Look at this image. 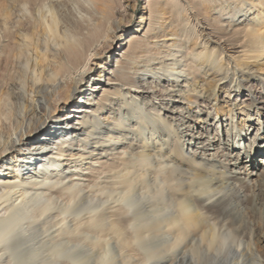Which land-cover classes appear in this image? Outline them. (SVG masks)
Segmentation results:
<instances>
[{
  "label": "bare ground",
  "instance_id": "1",
  "mask_svg": "<svg viewBox=\"0 0 264 264\" xmlns=\"http://www.w3.org/2000/svg\"><path fill=\"white\" fill-rule=\"evenodd\" d=\"M131 1L0 0V264H241L244 255L261 264L237 215L264 202V165L253 158L264 164V149L241 143L249 126L218 107L230 121H216L203 145L213 124H194L175 105L182 98L155 104L139 93L184 82L178 97H207L192 74L237 91L264 84V0H199L220 20L219 37L193 0H145L113 57ZM167 12L176 24L165 32ZM88 84L94 92L75 110ZM234 148L243 152L228 160ZM236 168L254 176L251 194Z\"/></svg>",
  "mask_w": 264,
  "mask_h": 264
},
{
  "label": "rangeland",
  "instance_id": "2",
  "mask_svg": "<svg viewBox=\"0 0 264 264\" xmlns=\"http://www.w3.org/2000/svg\"><path fill=\"white\" fill-rule=\"evenodd\" d=\"M231 8L234 7V5L239 1L236 0H230ZM236 1V2H235ZM247 1V0H243ZM194 5L195 14L198 16L199 20L205 22L207 26L215 32L216 36H220L224 34L223 28L220 26V20L217 19L216 13L214 11H211L210 9H207V5L205 2H200L199 0H193L190 1ZM145 7V0H134L129 2L128 7V14L130 23L126 27V31L121 35V38L118 41V45L114 49V55H121L122 51L121 48L124 46V42L127 40V36L132 33V28L138 26V24L141 21V15L144 12ZM173 13L167 12L163 16V20L161 24L163 25V30L165 32H168L172 30L171 25H175L173 22ZM225 18V17H224ZM247 21H243V23H246ZM239 24V23H238ZM173 31V30H172ZM159 35V34H158ZM162 39L158 42V47L162 44ZM167 44H169L167 41H165ZM192 39L189 41V45L192 43ZM159 50H165V48H157V52ZM153 52H155L153 50ZM241 51L237 52L236 55L241 56ZM240 54V55H239ZM115 65V59H111V65ZM101 72L99 71L97 73V77L101 80L104 79V75L100 76ZM195 82V88L199 89V86L202 85L203 92L205 91V95L207 97H196L193 93H186L184 95H181L178 97L176 89L180 87V85H184V82H181L179 86H175L176 83L173 82H161L159 85L148 89L147 92L140 91L139 94H141L144 97H148L151 94H155L157 99H154L155 104H159L160 100L165 99L169 100L170 98L177 97L182 98L181 103H176V107L182 106L184 111H187L185 115H189L193 120H195L194 124L196 125H203V121L207 120L208 122H211L213 124V127H210V135H208L205 132H203L204 139L202 140L204 143L203 145H206L209 143L208 138H212L214 136V133L216 132L214 123L216 121L223 120L224 122L230 121V116L228 114L219 113L216 108L222 107H232L235 110L236 116L233 119L234 123L240 125H243L245 123V126H249L248 132L244 135V138L241 140L242 146L244 148V145L246 146L248 144V141H251V147L253 152H258V150L264 149L263 140H261L262 136H264V89L261 81H255L253 86H248L246 88L240 89L237 91L234 87L231 88L226 83H220L218 82V78L214 77L213 75H199V74H192V76L189 77L188 81L191 84V88H193L192 81ZM91 84L86 85L85 94H77L72 98V101L69 103V106H73L75 110L77 108H82L80 106H84L86 103L88 104L89 101H87V97L92 91L90 88ZM215 89V90H214ZM251 91V92H248ZM252 96L256 99L257 103H252L251 99ZM160 97V98H159ZM77 107V108H76ZM78 111V110H77ZM166 111V110H165ZM79 112V111H78ZM64 114H66V110L59 111L57 114V119H62L64 117ZM197 115V116H194ZM251 115V117H250ZM99 117L103 121L109 120L108 113H99ZM236 120H238L236 122ZM76 121L75 118H70L69 122ZM259 121V122H258ZM260 125V126H259ZM218 136L220 139L225 137L222 135V131L224 132V128L220 125L218 128ZM204 130V129H203ZM244 134V133H243ZM257 135V138L253 141V137ZM208 137V138H207ZM226 139V138H225ZM202 144H199L197 152H199L200 147ZM243 148L241 150L234 148L230 151L228 150L227 156L228 160L232 158L233 154L235 153H242ZM261 148V149H260ZM220 149H213L210 148H204L201 150L202 153H204V156H214V157H220ZM230 152H232L230 154ZM260 155H256L255 157V167L260 168L262 165H264L262 162L260 163L256 159L259 158ZM244 166H246V169L248 172H255L256 170L252 169L251 166H248L247 162H245ZM234 172L238 174L239 177L243 178L245 182H247L249 189L248 194H251V190L253 187V180L254 176H248L244 175L241 171L236 168L234 169ZM236 187L238 186V183L235 184ZM239 193L243 196L244 192L243 189L239 187ZM261 196H264V191H262ZM240 217V225H243L245 229L246 236L251 241L254 251L256 253V256L259 257V261L261 264H264V202L260 203V205H257L256 207L253 206L251 211H248V208L245 207H239L238 214ZM241 264H254L253 258L248 255H244L243 261Z\"/></svg>",
  "mask_w": 264,
  "mask_h": 264
}]
</instances>
